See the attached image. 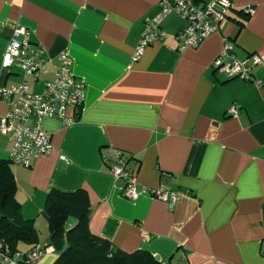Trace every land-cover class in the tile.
Returning a JSON list of instances; mask_svg holds the SVG:
<instances>
[{
	"label": "crops",
	"instance_id": "0c3cea01",
	"mask_svg": "<svg viewBox=\"0 0 264 264\" xmlns=\"http://www.w3.org/2000/svg\"><path fill=\"white\" fill-rule=\"evenodd\" d=\"M233 4L219 30L184 49L177 35L188 22L170 13L159 28L164 35L135 58L160 0H0V87L26 81L34 92L32 79L42 91L62 51L84 84L72 123L44 119L53 150L29 168L10 164L22 215L39 234L36 244L21 240L20 250L47 245L43 211L57 189L74 193V204L88 202L91 232L123 251H148L161 264H264V60L251 62L252 79L230 78L216 66L227 41L239 59H264V0ZM18 26L45 50L47 72L39 78L4 66ZM8 109L0 99V121ZM11 146L0 128V158L10 159ZM115 149L140 184L182 191L175 206L147 193L126 198L124 180L110 171L119 161ZM54 249L38 264H53Z\"/></svg>",
	"mask_w": 264,
	"mask_h": 264
},
{
	"label": "built area",
	"instance_id": "2783aa9c",
	"mask_svg": "<svg viewBox=\"0 0 264 264\" xmlns=\"http://www.w3.org/2000/svg\"><path fill=\"white\" fill-rule=\"evenodd\" d=\"M160 5L161 9L155 16L146 18L135 58L140 57L152 41L164 35L159 28L170 13L176 12L188 22L177 35L179 49H184L197 47L205 37L219 30L229 10L234 7L233 0H209L204 3L196 0H160ZM246 11L255 12L253 7H248ZM44 54L45 50L31 40L30 30L18 26L7 46L4 66H17L26 76L39 78L47 72ZM263 60L258 53L246 59L237 58L233 53V45L227 41L216 58V66L230 78L252 79L251 62L256 65ZM256 82L262 84L261 80ZM83 97L84 84L75 78L72 60L66 51L60 53L55 76L45 82L41 92H31L26 81L11 87H0V99L9 105L7 113L1 117L0 128L13 141L11 162L29 168L35 159L49 154L53 150V142L51 134L44 128V119L56 117L64 124L72 123L75 118L69 112L71 109H80ZM229 112L236 116L237 106H231ZM115 153L119 161L110 164V171L116 178L124 180L123 194L126 198L136 199L147 193L173 208L183 196L179 190L140 184L135 180L128 162L123 159L122 152L115 149ZM50 248L37 245L29 251L19 250L12 254L0 248V264H38Z\"/></svg>",
	"mask_w": 264,
	"mask_h": 264
},
{
	"label": "trees",
	"instance_id": "16d2710c",
	"mask_svg": "<svg viewBox=\"0 0 264 264\" xmlns=\"http://www.w3.org/2000/svg\"><path fill=\"white\" fill-rule=\"evenodd\" d=\"M10 140L13 145L11 137ZM10 164L11 151L10 159L0 158V248L12 254L20 250L18 244L21 240L36 244L39 234L33 226V221L25 219L22 215ZM74 200V193L54 189L49 193L43 211L48 219L51 234V243L44 247H64L53 264H161L148 251L126 252L115 247L109 239L92 233L89 227L88 202L85 204L81 200L79 204L77 200V204H74ZM76 210L81 211L78 221L68 228L67 222L72 215L77 214Z\"/></svg>",
	"mask_w": 264,
	"mask_h": 264
},
{
	"label": "rangeland",
	"instance_id": "374dc122",
	"mask_svg": "<svg viewBox=\"0 0 264 264\" xmlns=\"http://www.w3.org/2000/svg\"><path fill=\"white\" fill-rule=\"evenodd\" d=\"M29 85L31 86V89L32 91L34 92H39L41 89L40 87V82H34L32 81V79H29ZM41 92V91H40ZM45 219H47L46 216H43ZM48 221V219H47ZM40 238L42 240V243L43 244H50L51 243V234L50 232L48 231V223L47 224H44L42 226V228H40ZM22 246H25V243H21ZM54 255L55 254H60L63 250H64V247L63 248H56L54 249Z\"/></svg>",
	"mask_w": 264,
	"mask_h": 264
}]
</instances>
